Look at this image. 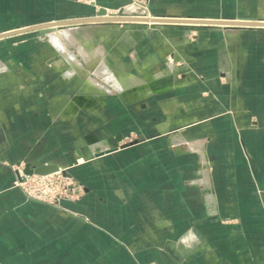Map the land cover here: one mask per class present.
Masks as SVG:
<instances>
[{
    "label": "crops",
    "instance_id": "crops-1",
    "mask_svg": "<svg viewBox=\"0 0 264 264\" xmlns=\"http://www.w3.org/2000/svg\"><path fill=\"white\" fill-rule=\"evenodd\" d=\"M146 1L155 16L264 20V0ZM129 2L0 0V32ZM137 24L96 42L68 29L85 80L53 42L0 38V264H264V26ZM26 161L66 168L77 196H26Z\"/></svg>",
    "mask_w": 264,
    "mask_h": 264
},
{
    "label": "water",
    "instance_id": "water-1",
    "mask_svg": "<svg viewBox=\"0 0 264 264\" xmlns=\"http://www.w3.org/2000/svg\"><path fill=\"white\" fill-rule=\"evenodd\" d=\"M131 15L124 12L121 8L117 12H107L103 7L97 9V11L87 17H69L68 19L61 21H54L48 23H41L37 25H32L29 27L10 29L0 32V38L8 37L22 32L27 31H37L41 36H45L46 33L50 30H54L57 27H62L70 24H85L89 22H120V21H143L146 22V19L143 17H130ZM156 17L154 24H151V27H156L158 25H163L166 23H174L181 25H207V24H216V25H226V26H240V27H255V26H264V20H249V19H238V20H225V19H204V18H192V17H171V16H153ZM129 143H122L120 147H124ZM118 146H109L103 150H96L94 153L89 154L87 158H92L99 156L111 151H114ZM78 153H81V150L78 149ZM60 171L63 175L70 176L68 170L64 167H61L56 163H42V164H33L26 161L21 170H17V180L21 179V175H31V174H48L52 172Z\"/></svg>",
    "mask_w": 264,
    "mask_h": 264
},
{
    "label": "rangeland",
    "instance_id": "rangeland-1",
    "mask_svg": "<svg viewBox=\"0 0 264 264\" xmlns=\"http://www.w3.org/2000/svg\"><path fill=\"white\" fill-rule=\"evenodd\" d=\"M78 1H80V2H83V0H78ZM140 3H141V5H143V6H145L146 8H142V7H138L137 6V8H131L132 10L131 11H133L134 9H136L135 11L136 12H130V11H126L125 12V10L127 9V8H124V6H126V5H128V4H130L131 2H129V3H127L126 5H124L123 7H122V9L124 10V12L125 13H127V14H129V15H131V16H134V15H147V14H149L148 13V3H147V1L146 0H141V1H139ZM83 3H85V2H83ZM88 4V3H87ZM129 9V8H128ZM108 12V11H107ZM115 12H117V11H115ZM109 13V12H108ZM150 15V14H149ZM152 16H155V15H152ZM127 22H134V23H138L139 25H141V24H145V23H141L140 21H120V22H89V23H85V24H70V25H65V26H62V27H57V28H55L54 30H50V31H48L47 33H46V35L45 36H41L37 31H27V32H22V33H18L19 35H30L31 37H35V38H38L39 39V43L38 44H40V47H42V48H47V46L50 44V43H52L51 42V40H50V38H49V36L51 35V34H53V35H55L62 43H63V47H65L64 49H66V51H67V53H71L75 58H76V56L69 50V48H68V46H67V44L61 39L62 37L64 38H66V39H69V41H70V43L71 44H73V43H76V41L78 42L79 40H77L76 38H75V34H74V32H72V31H69L68 29H74V28H82V27H88L87 29H89V31H90V33L91 34H93L94 36H91L90 38H92L93 40H94V42H96V40H97V35L98 34H100V33H104V34H106L107 35V37L108 38H112V36L110 37V35H112L113 33H114V28L116 27V29L117 28H119V26H122L124 23H127ZM137 24V25H138ZM145 25H149V24H145ZM124 26H126V25H124ZM106 30L105 32L103 31V30ZM83 31V30H82ZM64 32H66L65 34H64ZM69 32V33H68ZM24 33V34H23ZM79 34V33H78ZM16 35V34H15ZM78 39H80V42L79 43H77L78 45H79V47H78V45L77 44H75V45H77L76 47H77V49H78V51H79V49H84V47H85V49H86V46H87V44H88V41H85V42H81V39H82V36H81V34L80 35H78V37H77ZM40 39H42V40H40ZM53 44V43H52ZM97 44H101V43H97ZM56 46V47H58L56 44H53V46ZM76 47L74 46L73 48L71 47V50H74V49H76ZM60 49V48H59ZM76 49V50H77ZM84 49V50H85ZM86 52H87V49L85 50ZM79 53L83 56V54L79 51ZM62 54V53H61ZM63 55V54H62ZM64 56V55H63ZM59 60H64V58H62V57H59L58 58ZM68 59V58H67ZM77 59V58H76ZM69 60V59H68ZM78 60V59H77ZM79 62V61H78ZM163 64H165L164 62H163ZM82 66V65H81ZM80 74V73H79ZM81 76V75H80ZM104 85L106 86V87H108L109 89H112V86L111 85H109L108 83H104ZM73 102H75L74 100H72ZM79 108H81V109H85L83 106H78V108H77V110H79ZM76 110V111H77ZM75 111V112H76ZM74 112V113H75ZM134 137V136H133ZM129 139V138H128ZM135 140V139H134ZM133 139H130V141H128V142H133L134 141ZM85 142V141H84ZM122 144V143H121ZM107 148V147H106ZM103 149H105V148H103ZM103 149H101V150H103ZM97 150V149H96ZM95 150V151H96ZM57 172V171H56ZM17 180V179H16ZM72 195V196H71ZM70 196H68V198H73V197H76L77 196V194L76 193H72ZM151 264H158V263H151Z\"/></svg>",
    "mask_w": 264,
    "mask_h": 264
},
{
    "label": "built area",
    "instance_id": "built-area-1",
    "mask_svg": "<svg viewBox=\"0 0 264 264\" xmlns=\"http://www.w3.org/2000/svg\"><path fill=\"white\" fill-rule=\"evenodd\" d=\"M139 1L141 0H131L130 4L124 6L127 9H123L125 12H136V9L131 11V8H137V6L146 8ZM83 2L90 4L95 0H83ZM13 186L21 189L29 198L53 205H61V200L68 198L73 193L71 179L60 171L48 174L21 175V179L15 180Z\"/></svg>",
    "mask_w": 264,
    "mask_h": 264
},
{
    "label": "bare ground",
    "instance_id": "bare-ground-1",
    "mask_svg": "<svg viewBox=\"0 0 264 264\" xmlns=\"http://www.w3.org/2000/svg\"><path fill=\"white\" fill-rule=\"evenodd\" d=\"M130 17H140V18L143 17V19H146V22H143V21H140V22L141 23H145V24H149V25L154 24L155 23L154 21H156V17H153L152 15H149V14H147V15H137V16L134 15V16H130ZM49 38H50L51 42H53L54 44H56L58 46V48L62 49V54L66 58H68L69 60L73 61L77 65V67L79 68V73H80L81 77L85 80L87 78V76H88L87 70L82 68L81 64H79L77 62L76 58L71 53H67L66 49H64L65 47H63V43L55 35L51 34L49 36ZM81 49H80V51H81ZM60 61L61 60H59V63L61 64ZM93 61H94L93 59L90 60V65H92V66H94V63H95ZM92 71L95 72V68H93ZM103 74H105V73H103ZM131 90L132 89H130V86H128V87L121 88L120 92H121V95H123L126 99L131 100V99L139 97L140 93L142 91L141 88H139L136 92L134 90H132L133 92H130ZM76 100L77 101H81L80 96L76 97ZM66 107L64 109H66Z\"/></svg>",
    "mask_w": 264,
    "mask_h": 264
},
{
    "label": "clouds",
    "instance_id": "clouds-1",
    "mask_svg": "<svg viewBox=\"0 0 264 264\" xmlns=\"http://www.w3.org/2000/svg\"><path fill=\"white\" fill-rule=\"evenodd\" d=\"M197 236L195 235V233L192 230H189L188 235L184 238H182V242L188 246L191 247V244L189 243V241L192 242H196L197 241Z\"/></svg>",
    "mask_w": 264,
    "mask_h": 264
}]
</instances>
